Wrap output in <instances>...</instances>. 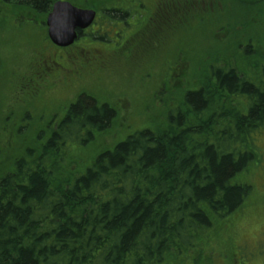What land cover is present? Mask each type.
Wrapping results in <instances>:
<instances>
[{
	"label": "trees",
	"instance_id": "1",
	"mask_svg": "<svg viewBox=\"0 0 264 264\" xmlns=\"http://www.w3.org/2000/svg\"><path fill=\"white\" fill-rule=\"evenodd\" d=\"M53 1L0 0V23L28 13L42 20ZM186 1L163 33L152 31L154 41L166 36L169 69L175 46L188 72L161 99L174 95L159 130L127 125L109 147L107 135L124 121L101 105L111 91L103 102L88 94L104 79L91 78L98 83L80 86L40 156L36 148L9 157L12 171L0 178V264H249L236 223L251 206L244 179L258 161L252 137L264 134V43L250 40L259 33L248 36L252 27L264 32V0H203L198 12ZM153 22L142 19L137 30ZM236 27L247 44L233 48ZM217 30L228 32L221 45L211 41ZM152 88L140 108L150 107ZM70 144L90 156L84 168Z\"/></svg>",
	"mask_w": 264,
	"mask_h": 264
},
{
	"label": "flooded vegetation",
	"instance_id": "2",
	"mask_svg": "<svg viewBox=\"0 0 264 264\" xmlns=\"http://www.w3.org/2000/svg\"><path fill=\"white\" fill-rule=\"evenodd\" d=\"M57 1L69 2L81 9H91L95 12V19L90 27L76 30L75 41L67 47H57L49 39L45 23L47 15L40 20L28 13L20 17V22L14 23L21 24L17 35H22L24 39L21 46L19 40L16 48L14 42L13 48L8 47L3 50V54H0V91H2L0 123L5 124L7 138L15 143L21 135L20 130L22 128L27 130L29 126L34 130L41 129L43 132L37 136L41 138L37 139L38 144L51 138L54 131L66 119L70 107L83 95L79 91L80 85L91 78L100 80L103 79L102 76L109 74H114L115 77L122 75L125 71L122 56L126 57V52L131 56L130 59L125 60V64L130 63V65L131 61H135L131 58L136 59L135 51H138V57L142 52L150 58L157 54L165 55L168 50L165 43L166 36H162L157 42L152 38V28L158 21L157 18L154 21V17L158 15L162 20H167L168 15L174 13V16L179 18L180 11L185 12L187 9L181 6H185L186 0H157L153 3H150V0H113L114 3L111 5L107 2L112 0H100L98 4L84 0L81 5H76L71 0L53 2ZM192 3L191 8L194 12L205 9L206 5L202 7V0H192ZM142 19L154 21L150 25L152 28L148 26L143 33L137 30ZM166 27L159 26L160 32L163 33ZM94 46L98 48L93 49ZM10 49L12 50L8 53ZM180 51L181 48L173 47V57H177L176 62L182 57ZM169 58L167 57L163 67L164 72L169 69ZM153 67L154 64L150 59L146 60V64L137 61V68L134 67L131 71L137 72L140 69L150 72ZM165 76L166 74H163L155 82H159V86L167 92L169 83L163 79ZM101 105H107L114 111V120L124 109L116 102ZM123 117L124 114L120 116L122 120ZM2 135L4 139V134ZM2 135L0 134V138ZM22 135L25 136L27 133ZM7 152L9 151L0 145V178L10 172L3 170L1 161L3 155L7 158ZM25 152L12 154L15 155L13 159L16 161L23 158ZM8 161L9 158L6 162Z\"/></svg>",
	"mask_w": 264,
	"mask_h": 264
},
{
	"label": "rangeland",
	"instance_id": "3",
	"mask_svg": "<svg viewBox=\"0 0 264 264\" xmlns=\"http://www.w3.org/2000/svg\"><path fill=\"white\" fill-rule=\"evenodd\" d=\"M231 1V0H230ZM225 3L230 4V2L226 1ZM206 3L202 0V7H204ZM206 7V6H205ZM203 9V8H202ZM212 9V8H211ZM239 9L237 6L234 7V5L230 6L229 13L230 15H234L235 13H238ZM211 12H215L213 9ZM262 12L264 13V9H262ZM4 16V15H3ZM10 16V15H9ZM192 19V16L189 15ZM194 17V16H193ZM250 17V15L247 17V19ZM3 23H0V54H3V50L6 48H13L12 43L16 42L14 45V48H16L17 41L20 40L19 45L21 46V42L24 39L22 35H17V32L20 30L21 24H14L11 18L4 16ZM156 21L155 29L149 26V28H152V31L156 32L159 31L160 27H166L167 20H159ZM162 22V23H161ZM159 25V26H158ZM151 31V32H152ZM149 32V33H151ZM235 39H233L232 44H230L231 47H236L237 43L241 42V46L246 45V38L242 37L241 29L238 31L237 27L234 29ZM259 33V35L255 34ZM255 34V35H254ZM255 36L253 39L258 43L263 44L264 43V32H260L259 30H256V27H252V32L248 34V36ZM242 37V38H241ZM228 38V32L223 30H217L215 32V35L211 38V41L215 43H219L220 45L225 42V39ZM156 40L155 42H157ZM217 45V44H216ZM157 47V46H156ZM98 47L94 46L93 49H97ZM159 48V47H158ZM233 48L229 49V53L233 51ZM12 49L8 50L7 52L10 53ZM127 56L123 57L122 60L124 63L125 71L122 73V75L115 77L114 74L109 76H102L103 83L100 85H96V87H88V94L95 98L96 100H99L100 102L106 101L109 98L105 97L106 90L111 91L114 94V97H110L108 100L109 103L115 102L117 100V104L121 105L124 109L121 110L119 115L124 114V123L118 124L115 123V128L110 131V134L107 135L106 140L107 144H112L113 142L122 141L123 135L117 134V131H125L126 126L128 125L131 128V131L135 128L143 129V130H150L152 132H155L156 130H159L165 122V111L166 106L170 107L174 101V95L172 97H169L168 103L161 102V99L165 96L166 92L163 91V89L160 87V90L156 89L159 84V82H155L159 79L160 76L163 74H166L163 79H166L169 83V89L168 91L173 92L175 88H177L181 82H183L187 78V68L185 64L184 57H181V59L177 62L172 63L173 69H167L166 72L163 71V67L167 62V53L165 55L157 54L152 56V58L146 57L145 52H142V55L138 57V51L134 52V56L136 59L131 58V60H135L134 62L131 61L130 63L125 64L126 59H130V56L126 52ZM216 55V54H215ZM152 60L154 67L153 69L148 71H142L138 69L137 72L131 71L134 67L137 68V61H141L142 63L146 64V60ZM177 63V64H176ZM234 63V62H232ZM176 64V65H175ZM221 64V63H217ZM235 65V64H234ZM131 72V73H130ZM130 73V74H129ZM81 74H83L81 72ZM169 77V78H168ZM89 85H95L97 81L90 80ZM83 86V83L80 85ZM153 87V88H152ZM153 89V92H156L155 96L151 98V102L148 104L150 105L149 108L143 109L140 108V106H143V104H140L141 99L145 96L144 91H148L149 89ZM2 91H0V97H2ZM160 93V94H159ZM159 94V95H158ZM126 101L127 103H124ZM163 107V108H162ZM125 111V113H124ZM126 114V115H125ZM126 122V123H125ZM5 124L0 123V134H4L0 138L2 142H0V145H3L4 149H7L9 152L6 153L7 158L5 155L2 158V165L4 166L5 171H12V164L11 161H7V159L15 152L17 151V155L19 151H25L27 148L30 149H36V153L41 155L40 151L41 146L38 144L37 136L41 135L43 132L40 130H34L32 126H29L28 129H21L17 142H12L7 138V132L5 131ZM23 133H27V135H22ZM114 137H111L112 135ZM117 134V135H116ZM109 136V137H108ZM111 138V139H110ZM253 146L255 148V152L258 158V161H252L249 163L250 168L252 169L251 173H249L244 180H246V183L251 186V192L246 200L247 205H251L248 212L245 213L243 216H240L237 220V228H238V246H246L245 249L249 251V254L253 255V258L250 260H246L249 264H261V262L264 260V253L261 254V250H264V238H262V235H264V134L259 133L255 134L254 137H252ZM67 150L76 154L75 156L79 155L81 157L82 167L84 168L86 166V162L90 159V156L84 155L83 150L75 149L74 147L70 145L67 146ZM88 152V151H87ZM86 152V153H87ZM32 154V152H30ZM79 157V158H80ZM4 161V162H3ZM263 232V233H262ZM262 234V235H261ZM252 251V252H251ZM257 261V262H256ZM259 261V262H258Z\"/></svg>",
	"mask_w": 264,
	"mask_h": 264
},
{
	"label": "water",
	"instance_id": "4",
	"mask_svg": "<svg viewBox=\"0 0 264 264\" xmlns=\"http://www.w3.org/2000/svg\"><path fill=\"white\" fill-rule=\"evenodd\" d=\"M71 9L77 14V22L71 28L67 27L66 15ZM95 18V12L88 9H79L71 5L69 2L58 1L52 5L50 13L46 17V26L48 37L57 47L70 46L76 39V30H84L88 28ZM67 35H63L64 31ZM62 37V38H61Z\"/></svg>",
	"mask_w": 264,
	"mask_h": 264
},
{
	"label": "snow or ice",
	"instance_id": "5",
	"mask_svg": "<svg viewBox=\"0 0 264 264\" xmlns=\"http://www.w3.org/2000/svg\"><path fill=\"white\" fill-rule=\"evenodd\" d=\"M65 19H66V22H67V27L71 28L72 25L77 22L78 18H77V14L73 10L69 9L67 11V15H66ZM63 35H67V31L66 30L63 32L62 36ZM92 103L94 104L95 101H93Z\"/></svg>",
	"mask_w": 264,
	"mask_h": 264
}]
</instances>
